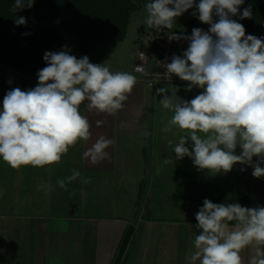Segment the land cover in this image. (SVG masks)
Returning a JSON list of instances; mask_svg holds the SVG:
<instances>
[{"label": "clouds", "instance_id": "1", "mask_svg": "<svg viewBox=\"0 0 264 264\" xmlns=\"http://www.w3.org/2000/svg\"><path fill=\"white\" fill-rule=\"evenodd\" d=\"M34 4L35 0H14L11 11L31 9ZM244 4L245 0H148L143 23L147 29L170 30L169 41L187 42V48L173 54L170 62L169 58L160 62L163 71L153 73L151 81L154 85L166 82L155 94L160 97L159 105L172 113L161 130H176L177 140H168L176 161L188 157L198 171L210 175L226 174L240 164L251 167L254 178H261L264 37L246 35L243 24L233 19L252 18L251 4L240 11ZM189 10L209 26L207 31L199 27L191 34L183 29L171 31L177 18ZM14 23L27 26V18L15 17ZM43 60L46 66L38 70L36 86L11 88L0 105V159L14 169L59 163L70 147L91 137V125L81 105L88 112L115 116L138 83L135 75L111 71L105 62L92 63L87 55L78 58L66 46L45 51ZM173 77L186 82L185 92L201 91L184 99L178 95L181 88L171 83ZM113 144V139L100 136L84 156L93 164L108 160L107 149ZM80 177L73 170L57 184L66 188L65 181ZM81 182L87 184L90 178ZM47 188L51 190V185ZM195 220L190 226L198 234H194L185 264H244L241 252L246 248L252 251L248 264H264V205L246 207L205 198Z\"/></svg>", "mask_w": 264, "mask_h": 264}, {"label": "crops", "instance_id": "2", "mask_svg": "<svg viewBox=\"0 0 264 264\" xmlns=\"http://www.w3.org/2000/svg\"><path fill=\"white\" fill-rule=\"evenodd\" d=\"M27 75L16 77L0 68V105L8 90L21 86L22 80L26 79L23 77H27L24 87L37 81L36 75ZM171 83L181 88L178 95L184 99H191L201 91L185 92L186 82L177 77ZM165 84L163 80L154 85L138 79L125 107L115 116L88 112L81 105V112L91 125L88 141L70 147L59 163L15 169L16 183H22L18 204H22L25 197L28 201L33 196L29 184L38 181L36 191H48L47 197L50 198L46 210L64 216L69 228H57L50 239L43 217L34 218L20 230L10 218L2 219L0 264H46L50 253L57 254L61 264H185L184 258L191 250L194 234H198L190 224H196L195 214L205 198L214 203L242 201L244 204H240L246 207L264 205L261 198L264 193L261 195L258 188L264 183V177L254 178L251 167L236 164L226 174L210 175L206 170L198 171L188 157L176 161L168 145V140H177L173 135L176 130L168 133L161 130L172 113L159 105L160 97L155 94V90ZM98 120L103 124L97 126ZM151 122L156 126H148ZM146 131L151 134L145 136ZM100 136L114 140L107 149L111 158L93 164L84 152ZM166 159L171 163L166 164ZM1 160L0 165H3ZM150 165L162 185L153 191L144 219L137 224L136 208L143 197L144 174ZM242 167L246 170L241 171ZM73 170L79 171L81 177L65 181L66 188L59 187L57 181L71 176ZM82 178H90V182L84 184ZM49 184L51 190L47 188ZM24 185H29L27 190ZM108 185L115 190L109 195L104 193ZM234 185L242 189L235 195ZM10 188L12 191L16 189L14 186ZM129 196L133 197L131 204L126 201ZM40 222L42 226L38 229ZM38 233L42 238L38 239Z\"/></svg>", "mask_w": 264, "mask_h": 264}, {"label": "rangeland", "instance_id": "3", "mask_svg": "<svg viewBox=\"0 0 264 264\" xmlns=\"http://www.w3.org/2000/svg\"><path fill=\"white\" fill-rule=\"evenodd\" d=\"M147 2L148 0H35V4L31 9H24L14 13L11 11L14 0H0V17L27 18L26 30L19 34L15 32L21 42V49H23L25 43L30 45V57L36 65H34L35 67L39 68L40 65L45 63L43 60L45 51H59L66 46L70 53L76 55L78 58L87 55L92 63L105 62L110 67L111 71H125L134 75L132 63L136 52L135 40L146 27L143 21L146 16L144 5ZM249 4L252 5L253 9V4L246 1L245 4L241 6L240 11L242 12L243 8L247 7ZM69 5L72 6V13H67ZM257 6L259 9H264V4L260 3L259 5L257 2ZM193 10H189L181 17L177 18V26L174 28L176 32H180L181 29H183L187 34H191V30L194 27L203 28L206 31L208 30V25L202 24L199 20H196L195 16L191 15ZM252 16L255 17L254 15ZM8 23L13 24L14 21H8ZM8 23L2 26L6 25L10 28L15 25V23L13 25H9ZM21 26L23 29L25 28V25ZM258 26L261 25L259 24ZM261 29L259 37H264V24ZM119 30L122 32V39L116 41L115 46L112 48H104L101 54L103 57L99 60L96 56L97 53H95L99 49L96 45L101 43L103 45L110 43L111 45L113 42L106 40V38L116 35L114 32L117 33ZM26 32L30 33V35H24ZM9 34L12 36V31H10ZM254 36H256V34H254ZM90 44L91 46L87 50L86 48ZM177 45L179 54L187 48V42L185 41H180ZM12 71H14L13 73H18L16 70L12 69ZM23 78L26 79H23L21 86H19L22 90H27L28 88L36 86L37 81L32 83V80L30 82L32 84H29L30 87L28 85L24 87L27 77ZM155 124L151 122L148 126L153 128L156 126ZM0 164H2V162H0ZM15 173L16 170L5 165V162L3 165H0V222H2V219L10 218L12 221L11 223L19 227L20 230V227L28 224L29 221H33L34 218L43 217L45 228L47 231H50V239L53 238L54 230L57 228L67 230L69 222L64 216L53 214L46 210L49 208L50 198L47 197L48 191H36L38 190V181L29 184L31 185L32 189L30 190L33 192V196L28 201L25 197L24 202L18 204V200L20 201V196L22 195V188L20 186L22 183H16L17 173L16 175ZM156 176L153 166H148L144 174L145 185L143 197L136 208L137 216L140 214V210L143 209L147 211L153 191L155 192V190H158V187L162 185L161 181H159ZM7 178L9 180H7ZM12 179L14 182H12ZM240 184L246 185V183ZM8 185L11 187L14 186L16 189L12 191L9 186V190H7L6 187ZM28 186L25 187L24 185L25 189L28 188ZM239 186L236 187L234 185V195L240 191L241 188H239ZM258 188L261 190L262 195L264 193V183H260ZM113 192H115V190L111 189L108 185L104 193L109 195ZM261 198L264 199V196ZM132 199L133 197L131 196L127 197V203L131 204ZM240 203L242 205L244 204L242 201H240ZM155 214L161 215L158 213ZM141 219L138 220L137 224H140ZM41 226L40 222L38 229H40ZM10 232L12 233V231ZM39 238L42 237H39L38 233V239ZM251 255L252 251L250 248L242 250L241 256L244 264H248ZM60 262L57 254L50 253L47 255L46 264H61Z\"/></svg>", "mask_w": 264, "mask_h": 264}, {"label": "trees", "instance_id": "4", "mask_svg": "<svg viewBox=\"0 0 264 264\" xmlns=\"http://www.w3.org/2000/svg\"><path fill=\"white\" fill-rule=\"evenodd\" d=\"M246 1L253 4L252 11L256 13L252 12L253 13L252 15H254L255 17L252 16L251 19H244V20H240L239 17H234V19H236L239 23L243 24V26L246 29V35L256 34V36L259 37L260 31L262 30L261 28L263 27V24H264V9L263 8L259 9L257 6V2L259 3V5L260 3L264 4V0H256L257 2L255 0H245V2ZM67 9H68L67 13L73 12L71 5H69ZM240 9H241V6H240ZM14 18L15 17H0V68L7 72H11L16 77H20V78H21L20 75H27V74L37 75L38 70L42 69L46 65L44 63L40 65L39 68L35 67L36 65L34 64V62L32 61L30 57L31 47L28 43H25L23 49H21V42L19 40V37H17L16 35L17 33L19 34V33H22L24 30H26V26L23 29L22 26H17L16 24L13 25L14 23L13 24L8 23V21L9 22L14 21ZM196 20L198 19L196 18ZM7 23L13 26L8 28L6 26ZM3 24H6V25L2 26ZM259 24L261 26H258ZM10 31H12L13 33L12 36L9 34ZM118 32L117 33L114 32V34L116 35L120 34V35L118 36L114 35V36L106 38V40L113 42L111 45L110 43H106V45H103L102 43L99 45H96L97 48L99 49L95 53H97L96 56L99 58V60H101L103 57V55L101 54L104 51L103 50L104 48L109 47L110 49L113 46H115L116 41L122 39V32L120 30ZM90 46L91 44L86 49L88 50ZM5 66L10 69L16 70L18 74L20 75L13 73V71L7 69Z\"/></svg>", "mask_w": 264, "mask_h": 264}, {"label": "built area", "instance_id": "5", "mask_svg": "<svg viewBox=\"0 0 264 264\" xmlns=\"http://www.w3.org/2000/svg\"><path fill=\"white\" fill-rule=\"evenodd\" d=\"M169 31L168 29L157 31L146 27L143 29L136 43V52L132 63L137 79L151 82L153 73L163 71L160 62L164 61L165 58H169L168 62H170V57L173 54H179L178 42L169 41L167 38ZM138 68L140 70H137ZM144 212L145 210H140V214L136 215L135 223L144 217Z\"/></svg>", "mask_w": 264, "mask_h": 264}]
</instances>
